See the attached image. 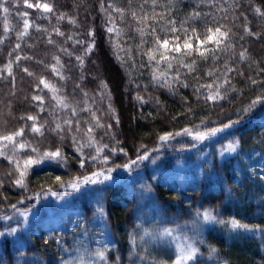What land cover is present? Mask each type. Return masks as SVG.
I'll return each instance as SVG.
<instances>
[{"label": "trees", "instance_id": "1", "mask_svg": "<svg viewBox=\"0 0 264 264\" xmlns=\"http://www.w3.org/2000/svg\"><path fill=\"white\" fill-rule=\"evenodd\" d=\"M156 2L153 9L152 0H131V5L129 0H28L30 4H49L53 11L47 12L29 8L24 0H0L9 8L8 13L0 9V135L23 128L15 143L31 142L41 152L60 147L67 159L66 164L46 160L33 165L25 180L27 187L22 188L14 183L18 172L6 156L19 159L22 166L29 155L34 159L36 155L30 148L14 155L11 144L0 141V146L7 145L2 149L6 156H0V264H81V258L83 264H173L176 245L171 237L159 235L165 228L177 229L174 236L181 242L187 239L198 249L188 264H264V102L247 114L241 111L264 94V16L254 11L260 7L264 12V0ZM117 9H124L123 18ZM133 10L139 16L147 13L146 24L156 29L161 40L165 38L161 29L166 30L168 20L176 21L175 27L180 29L181 21L199 12L201 17L184 27L203 33L205 24L213 28L223 25L222 31L231 29L233 47L217 51L216 60L211 56L199 59L193 53L185 63L196 59V70L189 73L180 68V78L175 80V63L171 70L163 63L149 65L148 57L137 50L141 37L136 28L145 25H137ZM61 14L63 18H59ZM25 20L29 27L20 36ZM245 23L258 35L245 32ZM108 28L114 31L109 33ZM144 39L146 51L153 47V38L146 35ZM113 43L123 49L119 55L124 63L117 59ZM207 46L214 47L211 42ZM245 50L246 58L241 60L240 53ZM54 56L63 65L62 69L56 67L65 79L52 69ZM77 56L82 57V65ZM9 61L11 75L5 67ZM226 62L233 69L227 72L229 83L224 82ZM154 70H167L171 88L153 81ZM213 70L215 74L209 76ZM41 77L60 88L58 95L67 97L70 105L80 108L87 101L100 122L111 125L110 129H94L99 145L108 146L98 160L87 159L96 155L97 145L85 146L82 157L71 133L61 141L47 131L55 127V120L70 117L71 109L56 105L52 92L39 83ZM101 81L106 89L101 88ZM206 85L212 88L202 87ZM217 85L226 98L206 99ZM138 95L143 100L137 99ZM34 96H41L42 102L33 100ZM109 104L114 113L109 112ZM28 116L36 117L37 127L48 122L43 136L31 131L33 121ZM89 118L85 111L73 117L80 119L82 130L89 126L84 123ZM237 119L238 124L203 141L179 135L164 142L159 139L165 133H181L193 126L203 131ZM236 140L237 151L221 156L219 148ZM145 152L149 158L137 160ZM104 156L109 157L107 164L101 162ZM133 160L137 163L130 171L117 167ZM101 169H113L111 178L104 180L102 175L100 183L76 192L55 181L59 176L66 183ZM49 189L69 192L68 204L52 210L40 204L49 198L42 197ZM12 205L20 210L30 205L37 209L36 217L17 238L5 234L10 226L6 217L17 212ZM205 210H210L216 221L205 222L202 215L197 216ZM232 220L248 227L233 228ZM145 229L151 235H144ZM103 248L107 251L101 259L95 253Z\"/></svg>", "mask_w": 264, "mask_h": 264}, {"label": "snow or ice", "instance_id": "2", "mask_svg": "<svg viewBox=\"0 0 264 264\" xmlns=\"http://www.w3.org/2000/svg\"><path fill=\"white\" fill-rule=\"evenodd\" d=\"M25 4L29 8L36 7V8H43L47 12L53 11L52 7L47 4H30L28 3V0H24ZM145 3L148 2V0H144ZM129 5H131V0H129ZM157 6L156 0H152V8L154 9ZM144 5H140L141 10H143ZM0 9L3 10L4 13L9 12V8L5 7L3 3H0ZM121 13V16L123 18V12L124 9H117ZM254 11L261 16H264V12L261 11L260 7H256ZM24 16H27V13L25 12L23 14ZM201 13L199 12H192L188 15V17L181 21V27L180 29L175 27L176 21L174 20H168L167 21V27L166 30L164 28L161 29V32H163L165 38L161 40L160 36L156 34V29L154 27H151L150 25H147L146 22L149 19V16L147 13H144L143 16H139L135 10L131 11L132 18L137 22V25H145L144 27L138 26L136 28V31L140 34L141 37V43L137 46L138 51H143V54L148 57V63L149 65L155 64L157 67L159 65L166 64L167 70H171L175 65L177 66V74L174 77L175 80H179L180 78V68H186L189 73L194 72L196 70V59H193L190 64L185 63V58L192 57L193 53H196L197 58L199 59H207L209 56L213 58V60H216L218 57L216 56L217 51H225L228 48L233 47L230 43V34L231 29H228L226 31H222L223 25L217 26L215 28L207 26L205 24L203 33L199 32L195 27H191V29L184 27L186 24H194L200 17ZM64 14H61L59 18H63ZM151 19L153 21L156 20L155 16H152ZM162 19V17H161ZM245 20H247V17H245ZM74 22V21H73ZM29 27V22L27 20L24 21V29L25 31L23 33H20V36H23L27 33V29ZM243 28L245 32H248L249 35H258L257 33H252L249 29L247 23L243 25ZM150 29V31H149ZM58 35H64L62 32L59 31V29H54ZM114 31L113 28H108V32L112 33ZM189 31L191 34H189ZM180 33V35H177V33ZM92 35V33H89ZM119 35V33H117ZM146 35L152 36V44L153 47L147 49L146 51L143 50V46L146 43L144 37ZM201 35H203V39H201ZM171 36L172 39L170 40L168 37ZM71 39V37H69ZM182 38V39H181ZM243 38V37H242ZM195 42V47H194ZM211 42L214 47H208V43ZM227 42V43H226ZM49 43H52L51 40H49ZM77 43H80V41H77ZM20 45L17 44L16 48H19ZM94 47V42L92 44H89L88 47L85 49V53L87 54L92 50ZM113 47L117 49V59L121 60L122 63H124L123 58L119 55V51H122L123 49L118 43H113ZM63 52H66L68 55H71V53H68L67 49H60ZM176 54H179L177 56ZM246 58V50L242 51L240 53V59L244 60ZM21 57L17 56L16 60L19 61ZM53 59L56 61L55 65H52V69L54 72L57 73V75H60L61 79H65V77L61 74V72L57 71L56 65H60V68H63V65L60 64V60L58 56H54ZM77 61L80 62V64H83V59L80 56L76 57ZM11 61H9L8 65H5V67L9 71V75H11ZM226 72H225V83H229L230 81L227 78V72H232L233 69L227 65V62L225 64ZM167 70L165 72H158L153 71L152 73V79L153 81L160 83L162 86L171 88V82L167 79ZM25 72H27L29 75H33V73L28 72V69H24ZM264 71V70H262ZM215 74V70L210 71L208 73L209 76H213ZM243 75V73H240ZM253 84H256V80L251 81ZM40 84H43L44 88L49 89L50 92H52V99L56 101V105L61 108H70L71 109V116L63 119L62 121L55 120V127L54 128H48L47 131L55 133L60 140L62 141L64 139V136L66 133H71V139L73 141V145L76 148V151L81 154L83 157V149L85 146L92 147L93 145H97L96 147V155H90L87 157L88 160L96 161L99 159L100 154L103 152L104 148H107V145H99V142L95 140V137L93 135L95 128H111V125H104L100 122V118L96 116V112L92 110V108L88 105L87 101H85V104L83 107L77 108L76 106H72L68 103L67 97L63 95H58L62 90L60 88H57L55 85L50 84L49 82L45 81L43 77L40 78L39 81ZM185 86H187L185 84ZM202 87H208L209 89L212 88V85H206ZM221 85H217L216 90L214 93H210L206 99L210 100H216V99H225V95H223L220 92ZM101 88L106 89L107 85L101 81ZM85 96H87V93H84ZM110 95V94H109ZM103 96V93H102ZM41 96H34L33 100L41 101ZM137 99L143 100V97L137 96ZM264 102V94L259 95L251 101V103L242 109L241 111L245 114L249 113L256 107L258 103ZM41 111H43V108H41ZM79 111H85L90 113L89 120L84 121V123L88 124L89 126L86 129H81V121L80 119H73V117L78 116ZM109 112L114 113V109L111 108V104H109ZM23 119V118H22ZM28 120L33 121V124L31 126V131L33 133H37L41 136L44 134V126L48 123L47 121H44L43 124H41L39 127H37L36 124V117L28 116ZM119 121L117 120V123ZM240 122L239 119L237 120H229L228 123L222 124L220 127H213V128H205V130H200L199 126H193L192 128H185L182 130V133L188 136H191L193 140L195 141H203L208 137L215 136L217 133L222 132L224 129H228L233 127L234 125L238 124ZM204 124V121H201V125ZM73 125H75V129L73 128ZM24 129L21 128L13 133L7 134V135H0V141H5L11 144V150L14 155L18 153V150H23L26 148H30L31 152L36 155V158L34 159L31 155L28 156L27 159L23 161V165L21 166V162L19 159H14L12 155L6 156V151L2 149H6L7 145L0 146V156H6L8 161L12 164H14L15 168L14 170L18 172V178L14 181V183L22 188H26L27 185L25 183L26 177L28 175L29 170L32 168L33 165H39L44 161H52L60 164H66L67 159L64 156L62 149L60 147H56L54 151L51 150H45L41 152L38 148V146H33L31 142H22V143H15L17 137H21L23 135ZM107 134V132L105 133ZM181 133H165L164 135L160 136V141L164 142L169 140L170 138H173L175 135H180ZM85 140V143H80V140ZM194 146V145H193ZM239 146V141L236 140L233 143H229L226 151L229 152H236ZM115 151V149H113ZM119 151H123V149H119ZM149 158L148 152H145L143 156H138L137 160H145ZM109 157L104 156L103 160L101 161L104 164H107ZM84 159L80 160V166H84ZM137 163L136 160L130 161L129 164L124 165H117V167H123L125 169L131 170V165H135ZM113 171V169H101L98 172H93L90 175H85L82 178L81 177H75L66 183L61 180V177L56 176L55 181L65 189H71V191L76 192L81 190L83 187L91 184H97L101 181L99 180V177L103 175L104 180H108L111 178L110 173ZM48 191H51L49 189ZM46 194V193H45ZM69 192L65 191L63 193L60 192H52V195L57 196V198H61L65 195H68ZM37 199H39V194H37ZM12 208L17 211V213L22 216L25 220L28 217V214L32 208L30 205L29 208L24 209L21 211L17 208L16 205H12ZM101 213L103 212V209H100ZM205 222L210 221H216V217L212 215V212L210 210H205L202 214L197 212V216H201ZM10 219V218H9ZM219 223H224V221H218ZM233 228H247L248 225L240 224L236 220L231 221ZM17 229L12 228L11 232H15ZM177 232V229H169L165 228L162 232L159 233L161 236H167L171 237L173 240H176V258L173 261V264H188V262L192 261L197 252L198 249L195 247V245L187 239L185 241L181 242L177 236H174L173 234ZM0 235H3V233H0ZM144 235H151V233L148 232L147 229L144 230ZM107 248L103 249H97L95 255L98 258H104L106 254ZM212 252H215V249L211 250ZM81 264H83V259L81 258Z\"/></svg>", "mask_w": 264, "mask_h": 264}, {"label": "rangeland", "instance_id": "3", "mask_svg": "<svg viewBox=\"0 0 264 264\" xmlns=\"http://www.w3.org/2000/svg\"><path fill=\"white\" fill-rule=\"evenodd\" d=\"M210 93L213 92H209L208 95ZM180 137L183 136H188L185 135L181 132V134L179 135ZM178 136V137H179ZM191 140H193V138L191 136H188ZM171 139V138H170ZM195 141V140H193ZM229 143H226L225 145H223L222 147L219 148V153L221 156H227L230 155L232 152L226 151L227 147H228ZM185 153H187V151H185ZM184 153V154H185ZM154 162V161H152ZM154 164L156 165V162H154ZM53 191H46L45 193L42 194V197H49L47 198L44 202L40 203L43 204L44 206H46L47 208H51L52 209H59V208H64L63 206H66L68 204V196L65 195L61 198H57V196L52 195ZM63 193V192H62ZM38 202H40V200H36ZM35 201V202H36ZM37 209L32 208L28 214L27 219L25 220L22 216H20L17 212L9 215L6 217L7 222L10 224L9 228L7 229V231L5 232V234H11L14 238H17L20 234V232L22 230H24L30 223V221L36 217V211ZM23 211V209L21 210ZM10 218V219H9ZM15 228L17 229L15 232H11V229ZM173 240V239H172ZM174 244L176 245L177 241L173 240Z\"/></svg>", "mask_w": 264, "mask_h": 264}]
</instances>
